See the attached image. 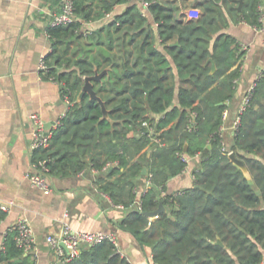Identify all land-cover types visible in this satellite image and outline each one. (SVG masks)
<instances>
[{
	"label": "trees",
	"instance_id": "1",
	"mask_svg": "<svg viewBox=\"0 0 264 264\" xmlns=\"http://www.w3.org/2000/svg\"><path fill=\"white\" fill-rule=\"evenodd\" d=\"M130 1L74 0L73 21L46 27L51 49L43 72L72 103L49 145L33 151V162L48 159L49 175L98 170L95 184L129 208L120 226L150 246L160 264H264V70L229 148L249 176L218 135L245 53L225 28L237 20L259 25L264 0H242L240 9L239 0H200L192 17L165 0H148L155 27L139 2ZM122 3L97 27H83ZM104 68L93 88L108 109L105 117L97 99L88 93L78 99L84 76ZM144 119L160 131L161 144L150 141ZM183 154L200 157L193 185L165 193L168 179L187 165ZM144 167L150 183L137 195ZM137 197L141 209L130 206ZM160 201L165 211L152 219L144 214ZM14 233L5 235L0 264H35L30 254L18 258L23 250ZM63 264L131 263L104 239Z\"/></svg>",
	"mask_w": 264,
	"mask_h": 264
},
{
	"label": "crops",
	"instance_id": "2",
	"mask_svg": "<svg viewBox=\"0 0 264 264\" xmlns=\"http://www.w3.org/2000/svg\"><path fill=\"white\" fill-rule=\"evenodd\" d=\"M165 1L179 6L182 12L191 8L201 11L194 6L199 3L195 0ZM125 5L116 4L102 19L85 21L83 27H97ZM59 9L60 0H0V210L4 211L0 218V250L7 231L17 218L24 217L32 225L35 248L31 252L23 251L18 258L30 254L35 264L54 263L46 236L57 232L63 221L75 229L115 232L122 255L131 264H160L153 259L150 246L141 245L131 232L120 226L129 208L114 204L95 184L98 170L87 168L67 175H50L52 189L47 192L24 177L26 171L35 169L34 150L29 147L30 113H38L50 128L67 109L61 83L46 77L38 68L40 56L51 49L46 27ZM146 15L155 27L147 10ZM225 30L247 45L234 96L223 111V138L230 148L235 134L232 123L242 98L264 70V35L242 20L230 21ZM199 160V155L191 157L181 173L170 177L165 193L192 186V170L199 167ZM146 180L147 174L141 178L138 189L148 186Z\"/></svg>",
	"mask_w": 264,
	"mask_h": 264
},
{
	"label": "built area",
	"instance_id": "3",
	"mask_svg": "<svg viewBox=\"0 0 264 264\" xmlns=\"http://www.w3.org/2000/svg\"><path fill=\"white\" fill-rule=\"evenodd\" d=\"M141 7L143 8V12H146L147 7L149 5L148 0H139ZM260 10V21L259 25H253L257 30L261 31L264 35V3L259 5ZM185 15L192 17L197 16L199 10L196 8H191L183 11ZM75 19L74 14V0H60V9L58 12L54 13L50 19V25H57V24H66ZM46 33L49 37V33L46 30ZM247 45L244 42H239V49L246 50ZM245 54V53H244ZM244 55L240 58L239 69L242 66V60ZM47 58L46 54H42L39 58L38 68L42 71L47 69ZM62 85V84H61ZM255 82L250 85L247 92L244 94L242 98V104L239 110L238 115L235 117L232 123V128L236 130L239 119H240V112L244 108V106L248 103L251 90L253 89ZM66 104L67 109L72 101L69 98L68 93H62ZM67 109L64 110L60 116L54 121L53 125L50 128H47L45 125L44 119L38 113H30V120L32 122V128L30 131V141L29 147L33 151L37 148L47 147L50 143V140L54 134V129H56L59 125L62 124V119L66 115ZM224 115V113H223ZM189 121L193 123L194 121V113H192ZM142 125L147 128V135L150 138V141L156 145L161 144V138L159 135V130L144 119L142 121ZM223 126L221 125L218 130V135L221 137V143L223 145V149L229 153L231 150L225 145L224 138H223ZM198 155V154H196ZM183 158L187 161L191 158L186 154H183ZM48 159H40L37 162H33L34 170L33 171H26L24 177L29 179V181L35 185L36 187L40 188L42 191L47 192L52 189V185L50 182V175H49V166L47 164ZM111 165L108 163L103 169H106ZM150 173H147V180L146 184L149 185L150 183ZM134 191L140 194L143 189H138L137 186L134 187ZM130 206H134L137 209H141V201L139 197H137ZM6 208L5 206H2ZM12 230H14V238L16 242L20 245L23 251L31 252L35 248V238L32 225L30 222L24 218L19 217L13 223ZM104 239L110 240L116 247V251L122 254L117 241V236L113 231H101V230H80L73 228L68 222L63 221L59 227L57 232L49 233L46 236V240L50 245L53 251L54 263L53 264H63L67 261L78 257L81 254L82 249L85 246L94 245L98 242H101Z\"/></svg>",
	"mask_w": 264,
	"mask_h": 264
},
{
	"label": "water",
	"instance_id": "4",
	"mask_svg": "<svg viewBox=\"0 0 264 264\" xmlns=\"http://www.w3.org/2000/svg\"><path fill=\"white\" fill-rule=\"evenodd\" d=\"M241 4H242V0H239V4H238V7H237L238 9L241 8ZM210 60L212 61L211 71L213 72L215 70L216 66H215V63L212 60V58H210ZM106 72H107V68H104V69H102L100 71L95 70V73H93L91 75H85L84 76L83 85H82L81 90H80V92L78 94V99H80L83 96V94H85V93H88L91 98L97 99L98 102L101 105L102 113H103L104 117L108 115V109L106 108L104 101L101 99V97L94 90V88H93V80H99L102 77V75L104 73H106ZM228 155H229L230 159L234 163H236L244 171V173L247 176H249V171H248L246 165L244 164V161L242 159H240L239 157H237L235 152H233V151H230L228 153ZM143 172L147 173V170H146L145 167L143 169ZM165 210H166V207L164 206L162 201H160L157 208H155L153 210H149V211H144V214L147 215L150 218H154L159 213H161V212H163ZM217 242L220 243V244H223L220 239H217Z\"/></svg>",
	"mask_w": 264,
	"mask_h": 264
},
{
	"label": "rangeland",
	"instance_id": "5",
	"mask_svg": "<svg viewBox=\"0 0 264 264\" xmlns=\"http://www.w3.org/2000/svg\"><path fill=\"white\" fill-rule=\"evenodd\" d=\"M196 2H199L200 0H195Z\"/></svg>",
	"mask_w": 264,
	"mask_h": 264
}]
</instances>
